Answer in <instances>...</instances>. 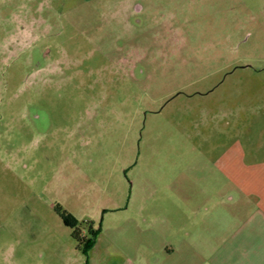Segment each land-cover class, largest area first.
Returning a JSON list of instances; mask_svg holds the SVG:
<instances>
[{
	"label": "rangeland",
	"instance_id": "obj_1",
	"mask_svg": "<svg viewBox=\"0 0 264 264\" xmlns=\"http://www.w3.org/2000/svg\"><path fill=\"white\" fill-rule=\"evenodd\" d=\"M231 154L264 159V0H0V264L222 237Z\"/></svg>",
	"mask_w": 264,
	"mask_h": 264
},
{
	"label": "crops",
	"instance_id": "obj_2",
	"mask_svg": "<svg viewBox=\"0 0 264 264\" xmlns=\"http://www.w3.org/2000/svg\"><path fill=\"white\" fill-rule=\"evenodd\" d=\"M223 171L221 178L229 188L226 199L236 206L235 218L240 215L224 226L214 225L224 228V236L175 237L157 244L140 239L128 247L119 240L101 243L103 239L97 238L90 250L93 255L85 256L86 264H264V159L231 154ZM214 202L220 203V197ZM183 246H188L187 253Z\"/></svg>",
	"mask_w": 264,
	"mask_h": 264
},
{
	"label": "trees",
	"instance_id": "obj_3",
	"mask_svg": "<svg viewBox=\"0 0 264 264\" xmlns=\"http://www.w3.org/2000/svg\"><path fill=\"white\" fill-rule=\"evenodd\" d=\"M99 230L95 228L92 221L88 220L73 227L72 236L77 241V248L88 257L90 250L95 245L99 236Z\"/></svg>",
	"mask_w": 264,
	"mask_h": 264
}]
</instances>
